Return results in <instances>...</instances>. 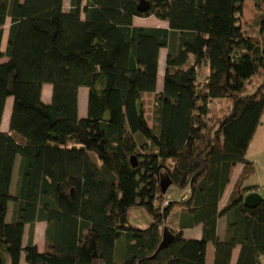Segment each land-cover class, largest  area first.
<instances>
[{"label": "trees", "instance_id": "trees-1", "mask_svg": "<svg viewBox=\"0 0 264 264\" xmlns=\"http://www.w3.org/2000/svg\"><path fill=\"white\" fill-rule=\"evenodd\" d=\"M63 1L0 0V46L10 20L0 125L13 99L9 130L0 131V264H19L22 255L25 264H205L207 244L213 264H230L236 247V264H264V204H243L260 190L246 186L254 174L246 152L264 114V0L254 1L249 34L240 26L245 0H148L145 12L138 0H69L68 11ZM149 17L168 30L132 24ZM151 95L149 126L143 97ZM222 100L226 113L208 119L210 102ZM236 165L242 170L220 209ZM162 182L170 184L165 194ZM171 187L186 194L171 201ZM135 208L149 216L147 228L129 227ZM36 223L47 224L42 252ZM164 228L173 239L152 258ZM195 228L200 239L184 238Z\"/></svg>", "mask_w": 264, "mask_h": 264}, {"label": "crops", "instance_id": "crops-1", "mask_svg": "<svg viewBox=\"0 0 264 264\" xmlns=\"http://www.w3.org/2000/svg\"><path fill=\"white\" fill-rule=\"evenodd\" d=\"M146 18H134L133 23L135 21H143ZM148 19L151 20V25L145 26V27H150V28H159V29H165L168 30V24L167 22L157 20L154 17H149ZM9 20V19H7ZM6 20V22H7ZM10 22V20H9ZM6 26V23H5ZM138 26V25H137ZM141 26V25H139ZM7 38H8V31L6 32L5 27L2 35V40H1V46H0V52L5 53L6 50V44H7ZM162 52H164V58L162 57ZM166 54L167 51L166 49L160 50L159 53V67H158V79H157V85H156V94H159L162 91L163 87V76H164V70H165V59H166ZM7 62L6 58H2L0 60V63H5ZM207 69L205 67H201V69L198 70L199 79L201 76V79H204L207 76ZM254 87L257 85V83L252 84V80H250L246 84V88L249 90H253ZM46 88H50L49 92L50 95L49 97H44V91ZM153 99V95L151 97ZM41 100L43 104H49L51 101V87L48 85H45L42 90V97ZM86 102H87V91L84 90V88L79 89V94H78V116L79 118H84L86 116ZM12 105H13V99L9 98L6 101L3 116H2V121L0 125V131L2 133H7L9 130V121H10V115L12 111ZM153 106V105H152ZM150 126V125H149ZM246 157L247 160H249L253 165H254V174L247 180V185L246 186H256L259 187V191L256 192L260 194L262 197H264V114L261 118V123L251 140V143L249 144V147L246 152ZM19 159H17V162ZM242 170L241 165H236L233 169L232 177L230 180V183L228 184L227 188L225 189L223 196L221 198L219 207L222 209L228 199L229 195L232 191L233 184L237 178V176L240 174ZM15 181V174L13 175V182ZM11 213V207L9 205L8 207V212H7V217L6 220L8 221ZM225 226L226 222L224 218H219L217 221L216 225V234L217 237L220 240H223L225 238ZM47 228L46 223H36L34 225V232H33V242L34 245L37 247L39 252H42L44 250V244H45V231ZM29 227L26 226L24 229V235H23V246L27 244L28 240V235H29ZM187 234V235H186ZM184 238L186 239H195L198 240L200 239V228H195L192 230H186L183 233ZM240 248L236 247L231 255V260L230 264H236L238 255H239ZM214 248L212 244H207L206 246V252H205V264H213L214 263ZM19 264H25L24 262V257L23 255L20 258Z\"/></svg>", "mask_w": 264, "mask_h": 264}, {"label": "rangeland", "instance_id": "rangeland-1", "mask_svg": "<svg viewBox=\"0 0 264 264\" xmlns=\"http://www.w3.org/2000/svg\"><path fill=\"white\" fill-rule=\"evenodd\" d=\"M254 1L255 0H245L244 1L243 10H242L241 17H240L241 29L244 31V33H248V34L251 32V30H253V27H254V24H253L254 15H255ZM63 4H64L63 5L64 11H68V9L70 7L69 0H64ZM81 17H83V16L81 15ZM151 20L146 18L143 21H135V23H133V21H132V24L135 27L150 28V27H145V26L151 25V23H152ZM139 25H141V26H139ZM9 26H10V22H9V20H7L6 26H4L6 32L9 30ZM164 56H165L164 52H162V57L164 58ZM199 75H201V74H199ZM200 79H201V76H200ZM254 81H255V83H258V81L256 79H252V84H254ZM260 82L261 81H259V84H260ZM252 86L254 87V85H252ZM49 90H50V88H46V90L44 91V97H49V95H50ZM84 90H86V89H84ZM251 92H253V90L251 91V90L246 88V93H251ZM151 97H152V95L143 97V107H144V111H145V117L148 120V125H151L152 105H153V101H154L153 100L154 98L152 99ZM228 105H229L228 102L224 101V100L210 102V104L208 106L207 118L208 119L210 118L212 120L214 119L215 121L217 119L221 118L226 113V111L228 109ZM211 123L214 124L213 121ZM127 141L129 143H131L130 136H128V135H127ZM90 156L95 158V156L92 153L90 154ZM246 185H247V182H246ZM182 194L184 195V194H186V192L178 193L172 187L168 190V198L171 201L172 200L175 201L178 199L181 200L180 198H181ZM128 222H129L128 223L129 227H131L133 229H140L141 230V229H145L148 227V225L150 224V218L142 208H135L129 212ZM171 223H172L171 219L169 218V220H168L169 226L171 225ZM118 253H121V252H120V250L117 251V249H116L115 254H118Z\"/></svg>", "mask_w": 264, "mask_h": 264}, {"label": "water", "instance_id": "water-1", "mask_svg": "<svg viewBox=\"0 0 264 264\" xmlns=\"http://www.w3.org/2000/svg\"><path fill=\"white\" fill-rule=\"evenodd\" d=\"M148 8H149V1L148 0H138V4H137V10L138 11L145 12L148 10ZM130 163H131L133 168L136 167V162H135L134 157H132L130 159ZM160 186L162 188V194H165V192L168 189V187L170 186V184H168V183L165 184L162 182L160 184ZM259 203L264 204V197H262L258 193H251V194L247 195L246 197H244V199H243L244 206L249 208V209L255 208ZM172 239H173V236L169 233V231L166 228H164L163 235H162V241H161L160 245L158 246V249L152 258H154L159 251L165 249L170 244Z\"/></svg>", "mask_w": 264, "mask_h": 264}]
</instances>
